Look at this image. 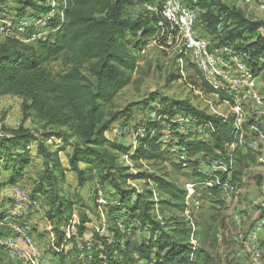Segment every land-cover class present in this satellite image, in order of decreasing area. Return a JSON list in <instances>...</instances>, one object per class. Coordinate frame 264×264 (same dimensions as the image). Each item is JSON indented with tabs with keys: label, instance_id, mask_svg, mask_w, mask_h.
Listing matches in <instances>:
<instances>
[{
	"label": "trees",
	"instance_id": "16d2710c",
	"mask_svg": "<svg viewBox=\"0 0 264 264\" xmlns=\"http://www.w3.org/2000/svg\"><path fill=\"white\" fill-rule=\"evenodd\" d=\"M11 1L17 13L8 15L1 3L0 22L3 15L20 19L27 13L36 15L51 9L45 0ZM165 2L65 0L63 14L51 20L53 33L47 41L25 42L0 34L3 36L0 38V97L20 98L23 115L22 122L14 127L0 120V201L8 200V196L2 195L7 187L26 182L32 167L36 166L35 160H42V167L36 170V189L48 200L47 217L54 234L52 245L60 264H139L140 261L142 264H205L209 261V251L205 248L209 230H194L183 215L187 189L168 179L167 174L128 172L130 167L119 163L121 154L132 151L130 158L137 162L165 160L166 153L175 155L173 167L178 171L193 168V175L203 186L218 176L202 173L197 166L199 159L192 162L187 157L201 154L210 159L222 158L228 163L226 171L218 172L222 187L226 181L234 189L242 185L246 156L240 147L228 146L237 141L239 134L235 115L217 116L185 102L173 104L166 119L172 128L177 123L173 120L177 112L191 117L198 127L212 128L208 138L178 133L177 143L186 152L183 154L180 147L165 151L161 147L163 142L152 134L163 123L165 110L146 102L144 109L157 118L146 123L139 120L134 125L131 121L135 103L120 110H108L113 99L133 82L139 69V57L133 51L159 32L160 13L147 10L145 14L132 16L127 15L128 9L148 4V8L160 10ZM197 5L203 10L200 20L204 33L222 42L239 40L237 52L245 55L253 74L263 68L264 20L246 18L242 11L230 10L220 0H199ZM232 25L234 28L228 30ZM58 60L63 69L56 71L49 64ZM86 66L89 76L85 74ZM197 72L203 84L219 94L221 100L233 101L213 87L199 68ZM27 121L37 124L38 129L28 126ZM116 124L126 125L125 129L131 126L143 129L141 136L137 135L140 144L135 150L109 137ZM68 148L71 150L67 151ZM62 153H66L68 167L61 158ZM66 169L75 173L79 188L98 178L102 185L109 183L115 189L113 200L102 204L105 218L97 215L99 228H91L92 219L84 209L91 211L92 208L85 205L78 193L68 198L61 194L59 182L65 178ZM133 178L144 179L146 187L140 191L123 186ZM213 187L216 191L221 188L220 184ZM157 205L160 211L168 209L182 217L158 219L154 213ZM121 223L141 228L144 239L136 242ZM193 238L199 241L198 247L194 246ZM0 248L4 250V245Z\"/></svg>",
	"mask_w": 264,
	"mask_h": 264
},
{
	"label": "rangeland",
	"instance_id": "374dc122",
	"mask_svg": "<svg viewBox=\"0 0 264 264\" xmlns=\"http://www.w3.org/2000/svg\"><path fill=\"white\" fill-rule=\"evenodd\" d=\"M45 1V4L51 8L50 12H56V16L63 14V2L65 0ZM184 1L190 2V6L197 8L194 36L206 44L210 61L215 67L217 66L216 68L220 72L216 78L220 84L219 90L221 91L219 92L225 93L233 101L230 99L221 100L219 94L212 92L203 84V78L197 72L198 68L193 62L197 56L193 57L192 49H190L178 27L167 24L160 16L157 24L159 32L139 49L133 51L139 57V69L134 74L133 82L113 99L108 105V110H120L130 103H135V116L131 121L132 125L136 122L140 123L141 120L146 123L156 117L154 113L144 109L146 102L152 103L159 110H165L163 113L166 114L162 117L163 123L155 127L152 134L163 142L161 147L165 151L169 147L177 150L180 147L183 154L186 152L185 148L177 143L178 133L191 134L190 136L198 134V137L208 138L212 128H208L209 126L206 125L199 127L194 125L191 117L181 112L174 115L173 120L177 123L172 128L166 119L169 117V111L174 108L172 107L173 104L185 102L208 114L217 116L235 115L238 117L239 134L237 141L228 144V146L230 149H234L236 146L240 147L241 152L246 156L242 185L237 189L221 186L217 191L214 190V187L203 186L201 182H198V177L193 175V168L185 167L179 171L176 170L173 167V163L176 162L174 160L175 155L169 153L165 154V160L137 162L130 158L131 151L129 154H121L119 163L129 166L128 172L134 174L144 171L159 175L167 174L168 179L174 180L183 188L189 184L195 185L191 196L186 198V208L183 215L194 230L201 228L209 230V238L205 248L209 251L210 259L205 264H264V66L253 74L245 55L237 52L236 46L239 40L234 43L231 41L222 42V39L214 40L211 35L204 33L200 20L203 10L197 5L199 0ZM220 2L230 10L242 11L246 18L256 21L264 20V0H220ZM1 3L6 6L2 8L4 11L7 10V7L9 9V5H12L11 0H0ZM147 5L133 6L128 9L127 15L145 14L149 10ZM12 8L14 9L15 6ZM48 12L44 13L47 14ZM235 26L237 25L235 24ZM233 28L232 25L228 30ZM0 38L3 36L0 35ZM222 61L230 62L229 71L233 76L229 77L224 72L225 64ZM236 61L242 66L238 65ZM49 66L56 71L63 69L60 60L51 62ZM202 73L205 76L204 72ZM85 74L90 75L88 66L85 67ZM176 74L179 75L177 78L174 77ZM254 81L256 84H249L248 87L245 84H240L253 83ZM258 98L261 99L260 103H258ZM22 118V100L20 98L9 95L0 97V120L2 124L11 127L18 126L22 122ZM27 125L38 129L35 123L32 124L27 121ZM125 127L124 124H116L108 135L111 139L123 143L127 148L135 150L140 144L137 141V135L140 137L143 129L136 130L133 126H128L129 128L125 129ZM0 133L2 134L1 128ZM33 146L35 148V144ZM70 150L71 148H68L67 151ZM33 155H36L35 151ZM61 158L65 167H68L66 153H62ZM187 158L192 162L199 159L197 165L199 171L219 178L220 173L218 174V172L226 171L228 167L227 160L222 158L210 159L202 157L201 154ZM34 164L36 166L32 167L26 182L21 181L7 187L8 189L2 195L5 196L10 189H19L26 191L28 196L35 201V207L29 212L26 222L32 226V228L30 226L31 235L35 241L37 252L24 246L22 255L12 258L0 248V264H60L59 257L55 253L56 248L54 249L52 245L54 234L52 233V222L47 217L48 200L43 192L36 189V170L42 167V160L36 159ZM230 174L231 172L229 176ZM59 184L62 190L61 194L67 198L75 193L83 198L85 205L92 208L91 211L84 209L92 219L91 228H99L97 215L100 214L101 218H105L106 210L102 204H106L108 200H113V192H115L113 186L109 183L102 185L96 178L79 188L75 173L67 169L65 178ZM146 185L147 182L142 178H133L123 184L124 187H135L140 191ZM152 185L153 183H149V186ZM195 196L199 200L196 206L193 202ZM11 198L12 196H8V200L0 201V208L3 207V204L5 206L12 201ZM98 204L101 205L98 206ZM36 208H38L37 212L31 218L30 215ZM79 210L82 209L79 208ZM154 213L158 219H167L172 215L182 217L180 213L168 209L160 211L159 205L155 207ZM124 220H126L125 215L121 217V221L124 222ZM130 225L121 223L120 226L127 229L125 231H127L128 236L136 242L143 240L145 232L141 228L136 229ZM194 241L195 246L198 247L199 241L196 239ZM254 253L259 254L257 262ZM139 264L142 262L140 261Z\"/></svg>",
	"mask_w": 264,
	"mask_h": 264
},
{
	"label": "bare ground",
	"instance_id": "6f19581e",
	"mask_svg": "<svg viewBox=\"0 0 264 264\" xmlns=\"http://www.w3.org/2000/svg\"><path fill=\"white\" fill-rule=\"evenodd\" d=\"M189 3L184 0H166L160 10L157 8H149V10L157 14L160 13L163 21L167 24L177 26L186 41L188 37L189 40H198L194 36L197 8L195 6H190ZM166 4L169 14H166ZM56 15V12L52 13L50 11L47 14L39 13L36 15L27 13L20 19L13 16L3 15L2 21L0 22V25H2V32H0V34L13 38H20L25 42H36L39 40L47 41L53 33L51 20L56 18ZM163 21H161V24H163ZM12 32H16V34H13ZM201 41L198 40V51L195 52L197 58L193 62H195V65L201 70V72H204L207 81L213 87L219 88L220 84L216 78L220 72L217 70V66L215 67L213 63H211L207 46ZM189 46L190 49H192L193 54V47H191L190 44ZM219 179L220 178L217 177L216 179L207 180L204 185L207 187H213L216 184H220V186H222V181ZM225 186L227 188H232L227 181L225 182L224 187ZM194 187V184L186 186L188 191L187 198L191 196ZM20 192H24L25 197L12 196V201L8 202L5 206L3 204V207L0 208V210H2L0 211V228L3 227V233H0V245H4L5 253L12 258L21 256L24 246L37 252L35 241L31 235V228L26 222L28 214L31 211L29 209L35 207L36 203L28 196L26 191L20 190ZM14 210L21 211L16 212V216H14L11 214ZM193 244H195L194 241Z\"/></svg>",
	"mask_w": 264,
	"mask_h": 264
},
{
	"label": "built area",
	"instance_id": "2783aa9c",
	"mask_svg": "<svg viewBox=\"0 0 264 264\" xmlns=\"http://www.w3.org/2000/svg\"><path fill=\"white\" fill-rule=\"evenodd\" d=\"M166 14H169V11L167 9V4H166ZM3 22H5V21H3ZM0 32H2V25H0ZM12 33L13 34H16V32H12ZM171 36H172V34H171ZM29 38H31V37H29ZM187 42L191 45V47H193V57H195V52L198 51V40H189V37H188L187 38ZM222 62L225 64V71L224 72H226L229 77L230 76H233V74L230 73V71H229V69H230V62H227V61H222ZM238 65H241V63H238ZM240 84H245L248 87L249 84H256V81H254L253 83H240ZM258 103H260V98H258ZM235 110H236V108H235ZM5 196H23V197H25L24 192H20L19 189H10L9 191L6 192V195ZM198 201L199 200L195 196L194 197V200H193V202L195 203V206L198 205ZM29 210H33V208L32 209H29ZM18 211H21V210H14V212H12L11 214H13L14 216H16V212H18ZM13 238H15V237H13ZM16 247H21V246H16ZM254 254H256L255 257H256V262H257L258 257H259V254L258 253H254Z\"/></svg>",
	"mask_w": 264,
	"mask_h": 264
},
{
	"label": "crops",
	"instance_id": "0c3cea01",
	"mask_svg": "<svg viewBox=\"0 0 264 264\" xmlns=\"http://www.w3.org/2000/svg\"><path fill=\"white\" fill-rule=\"evenodd\" d=\"M12 6H13V4H12ZM13 7H14V6H13ZM11 8H12V7H11ZM11 8H9V9L7 8V10H6V13H7L8 15H14V14H15V12H14V11H15V10H14L15 8H14V9H13V8L11 9ZM8 10H9V11H8ZM0 11H2V10H0Z\"/></svg>",
	"mask_w": 264,
	"mask_h": 264
}]
</instances>
